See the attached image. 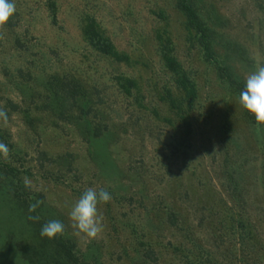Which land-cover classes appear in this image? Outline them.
Wrapping results in <instances>:
<instances>
[{
  "label": "rangeland",
  "instance_id": "1",
  "mask_svg": "<svg viewBox=\"0 0 264 264\" xmlns=\"http://www.w3.org/2000/svg\"><path fill=\"white\" fill-rule=\"evenodd\" d=\"M178 1L14 0L0 264H264V126L221 76L245 85L264 63V0H191L212 59ZM90 187L112 197L91 240L68 218ZM52 219L64 233L42 237Z\"/></svg>",
  "mask_w": 264,
  "mask_h": 264
},
{
  "label": "clouds",
  "instance_id": "2",
  "mask_svg": "<svg viewBox=\"0 0 264 264\" xmlns=\"http://www.w3.org/2000/svg\"><path fill=\"white\" fill-rule=\"evenodd\" d=\"M14 0H0V29H3L15 15ZM239 106L255 117L258 126H264V63L257 61L254 71L245 77L244 89L238 98ZM0 121L6 126L9 121L8 113L0 107ZM7 144L0 142V154L9 156ZM25 187H30L28 178H24ZM111 194L107 189L88 188L70 207L68 218L70 226L77 236L85 239H97L104 231V217L99 212V205L111 201ZM34 210V209H30ZM39 219L38 217H30ZM65 231V224L52 219L42 225L40 235L48 239H55Z\"/></svg>",
  "mask_w": 264,
  "mask_h": 264
},
{
  "label": "trees",
  "instance_id": "3",
  "mask_svg": "<svg viewBox=\"0 0 264 264\" xmlns=\"http://www.w3.org/2000/svg\"><path fill=\"white\" fill-rule=\"evenodd\" d=\"M178 6H179V9L183 13H185V15L187 16V19H188L187 23L190 26V28L194 29V31L199 35L200 44L207 51L208 57L210 59H212L214 54L211 51V42H210L211 32H210V29L199 18L194 6L191 3V0H179L178 1ZM102 43H103V45H102L103 47L101 49L103 50V52L105 54L113 55V56H115L118 59H122V56L115 51L114 47L112 45H110V43H108V42H102ZM96 45H98V43ZM167 61H168V59H167ZM221 76L223 78H227L229 83L232 84L235 87V89L239 91V93L244 89L245 85L243 83H241V81L236 80V78H234V76L230 73V71L227 68H223L222 69ZM186 80L184 81V80L179 79L178 80V87L181 90L186 89L185 90L186 91L185 94H189V95L195 96L192 87L189 90H187L189 88V85L186 82ZM174 99H177V98H174ZM246 113H247L249 119L252 122L256 123L255 117L252 114H250L248 111Z\"/></svg>",
  "mask_w": 264,
  "mask_h": 264
}]
</instances>
